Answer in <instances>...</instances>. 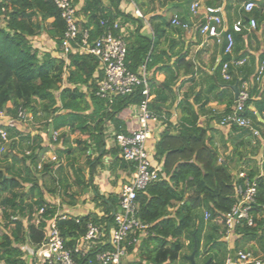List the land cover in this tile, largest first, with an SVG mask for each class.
<instances>
[{
  "label": "trees",
  "instance_id": "1",
  "mask_svg": "<svg viewBox=\"0 0 264 264\" xmlns=\"http://www.w3.org/2000/svg\"><path fill=\"white\" fill-rule=\"evenodd\" d=\"M121 1L107 0L105 4L104 0H82L78 11L83 17L81 28L88 31L89 39L92 40L104 31L100 24L102 19L109 24L118 19L122 26L127 21L138 23L134 31H127L125 62L133 71L141 64H145L149 70L161 61V54L156 48L164 35L165 26L171 25L170 19L159 15L150 17L149 21L153 25L151 37L139 31L143 23L141 17L135 18L120 9ZM133 1L138 7L140 1L144 0ZM239 13L241 15L237 18H254L257 28L259 23L264 22V3H259L249 13L243 10ZM1 18L5 20V26L0 27V112L17 120L20 128L0 123V128L7 131L10 139L7 150L12 152L5 150L0 157L3 161L0 163L3 168L0 167V211L3 219L0 224V262L27 264L23 258V245H35L43 237L41 227L44 222L36 225L33 212L43 207L44 218L47 219L56 213L57 205L53 198L58 190L61 191L59 185L63 188L58 194L63 196V202L67 204H74L76 193H72L71 183L62 178L66 163L56 165L54 162L42 161L41 167L37 168L46 147L41 145L43 139L40 135H20L24 122L19 118L18 111L23 110L26 116H31L32 123L42 120L50 141L53 132H58L54 143H59V146L56 144L55 153L59 159H67L72 182L81 192L84 188L92 187L91 200L94 206H101L110 214L115 208L117 196L102 195L91 184L93 173L103 166L102 159L105 157L112 161H124L132 170L134 168L130 162L118 157V147L105 149L103 125L108 120L116 132H125L118 114L129 105L140 104L143 96L136 91L111 99L101 98L97 96L96 88L103 72L97 69L98 60L95 56L80 53L76 49L68 53L66 62L58 56L66 24L52 0H0ZM157 20L160 21L154 24L153 21ZM230 29L231 26L228 27ZM244 31L249 30L233 32V38ZM41 33L55 42L54 54L50 51L40 52L32 47L31 39ZM80 37L81 32L78 40ZM72 46L76 47L74 43ZM241 55L234 56L233 51L232 55H222L214 76L215 82L217 79L231 88L234 83L240 84L248 79L249 72L244 63L240 66L229 65L230 81H224L221 77V63L241 59ZM260 61H264V54L260 56ZM243 72L245 76L238 78ZM148 81L149 95L155 93V98L149 100L148 109L165 124L155 141L151 159L161 164L164 176L148 183L137 194V215L149 225L148 234L137 248L134 245L128 247L130 254L138 250L140 256L125 264L173 263L185 245L193 250L194 243L195 256L200 255L204 248L207 253L204 262L210 258L209 264H223L227 246L222 239L221 220L235 202L234 184L237 179L225 163L219 162V152L211 141L209 129L198 125V115L190 108L191 105L179 103L185 115L172 124L169 113L166 111L163 116L161 110L169 93L172 94V101L175 97L170 82L165 80L151 89L155 82H152V78ZM249 93L251 98L246 102L244 115L252 120L254 126L260 127L263 124L259 116L264 114V93L258 90V83L254 79ZM221 95L227 106L225 112H228L234 102L232 89L221 91ZM165 108L168 110V106ZM217 117L219 121L220 115ZM230 128L237 132H249L237 126ZM69 134H77L74 139L76 147L69 145ZM23 138H26L25 145L20 144L19 147ZM66 144L67 148L64 147ZM77 148L85 156L84 163L89 168L88 179L81 177V168L74 167L77 161L74 152ZM18 150L22 157H18ZM246 174L257 181V195L252 209L254 225L237 226L235 233L247 240L256 239L258 250L254 249L253 254L261 252L264 261V174L255 176L251 171ZM204 211L210 212L207 221L204 220ZM96 218L94 212H89L78 223L74 219H67L58 220L56 224L63 236L70 237L84 233L86 223ZM237 249L234 247L230 255L234 256Z\"/></svg>",
  "mask_w": 264,
  "mask_h": 264
},
{
  "label": "built area",
  "instance_id": "2",
  "mask_svg": "<svg viewBox=\"0 0 264 264\" xmlns=\"http://www.w3.org/2000/svg\"><path fill=\"white\" fill-rule=\"evenodd\" d=\"M60 10L62 19L66 24L58 56L67 61V55L75 49L80 53L91 54L98 60L97 69L103 72V77L97 81L96 94L101 98L111 99L116 96L130 95L139 91L143 96L140 104L133 105L137 109V121L139 127L125 132H113V145L118 147V157L132 164L134 170L131 178L123 183L117 191V204L112 212L106 213L101 206L96 207V219H90L86 223L85 232L76 236L65 237L57 227L58 220L74 219L78 223L83 215L75 212L73 207L65 205L59 197H55L57 205L56 213L50 218H44V208L35 210L32 214L33 222L41 227L42 240L32 245H23L24 256L27 264H125L129 256L128 247L138 246L140 241L148 234V224L143 223L138 215L137 194L148 183L159 180L164 173L160 163L152 161V154L148 149L150 138V124L157 118L149 111V81L145 64L139 65L136 71L127 67L125 57L127 53L126 35L127 29L115 19L110 24L107 20H100L104 31L97 38L90 40L86 29L81 28L83 17L78 14L79 6L74 0H52ZM256 7L253 0L242 2L240 10L249 13ZM190 13L198 18L196 30L206 37H216L217 41H223V54L232 55L234 38L233 32L253 30L256 21L250 17L243 20L235 19L228 30L223 20L221 8L201 4L195 0L190 4ZM170 23L181 29H188L190 23L174 14ZM81 32L80 40L78 35ZM220 36V37H219ZM226 42V43H225ZM72 43L76 45L73 48ZM74 49V50H73ZM243 59H230L221 63V77L224 81L231 80L229 65H240ZM258 83V90L264 93V61H260L254 75ZM252 82L248 80L238 84V95L234 99L228 112L222 113L219 125L224 127L237 126L246 129L255 138L264 137V128L254 126L252 120L244 115L246 102L251 98L249 93ZM18 116L23 122L31 123V116H26L23 110L18 111ZM264 124V114L259 116ZM50 122V119H48ZM57 131L53 132L55 140ZM10 139L5 129L0 128V150L9 143ZM54 162L56 165L64 164L55 151L49 156H43L38 163L40 168L42 161ZM220 161V159H219ZM235 202L222 216L223 237L225 241L235 234L237 226L254 225L253 205L257 195V181L249 178L244 170L235 175ZM60 199V200H59ZM210 219V212L204 211V220ZM26 223V222H25ZM225 264H263V261L254 256L251 251L237 250L235 255H227Z\"/></svg>",
  "mask_w": 264,
  "mask_h": 264
},
{
  "label": "crops",
  "instance_id": "3",
  "mask_svg": "<svg viewBox=\"0 0 264 264\" xmlns=\"http://www.w3.org/2000/svg\"><path fill=\"white\" fill-rule=\"evenodd\" d=\"M193 1L195 0H144L140 1V5L137 7L133 0H122L119 7L122 11L131 14L135 18L141 17L143 23L139 31L151 37L153 35V25H151L149 18L154 15L166 17L169 20L174 14H177L182 19L189 21L190 27L188 29H181L172 24L165 26L164 35L160 38L156 48V51L161 54V61H158L149 70L147 69L148 79L152 78V82H155L151 89H154L155 85L168 80L175 95L172 101V94L169 93L168 100L165 101V105L161 108L162 114L164 116L167 111L169 113V121L172 124H176L185 115L184 111L181 112L179 103H189L191 105L190 108L198 115V125L209 129L208 133L211 141L219 152V162L225 163L232 175H236L240 170L254 172L255 176L262 175L264 174V137L255 138L250 132H237L229 127L219 125L217 116L224 113L227 107L222 99L223 97H221V91L228 92L232 89L225 83H220L217 79L215 82L214 78L223 55V41H217L216 37L201 35L196 30L199 19L193 17L189 10ZM198 1L201 4L220 7L223 20L230 27L232 22L241 15L239 13L240 7L245 0ZM254 1L256 6L261 2L264 3V0ZM104 2L107 4V0H104ZM81 3L82 0H79L77 5L80 7ZM159 21L153 22L155 24ZM137 25L138 23L136 22L127 21L125 28L127 31H134ZM33 39L35 40V49L40 52L50 51L52 54L55 53V42L45 33L38 34ZM240 54H242L240 58L244 60V66L249 72L247 80L251 83L260 62V56L264 54V22L259 23L254 31L249 30L242 32L241 35H234L233 55L237 56ZM179 57H181L180 61L178 60ZM242 76H245L244 72L238 78ZM232 95L234 100L233 89ZM154 98L155 93H152L149 99L153 100ZM169 104H171L170 107ZM166 106H168V110H166ZM118 118L123 123L125 131H131L139 127L137 109L133 105L121 110ZM0 123L16 127L19 125L17 120L3 112H0ZM39 123L40 125L33 122L31 126L38 129V133L35 134L40 135L43 139L41 145L46 147L43 156H49L55 151L56 144L58 145L59 143H54L55 140L53 139L51 142L43 124L44 122L41 120ZM149 124L151 132L147 145L149 152L153 154L155 141L164 129L165 124L159 119L155 122H149ZM259 128H264V124ZM63 129H67V127ZM61 130L62 128L59 133ZM113 132H116L114 125L106 120L103 125V134L105 149L107 150L114 146L112 142ZM68 137L69 145L74 147L75 142H73V139L77 137V134H69ZM8 147L9 143H6L4 149L0 150V155ZM15 147L19 149L18 146ZM64 147L67 148L68 145L66 144ZM18 155L20 156V154ZM74 157L78 161V158ZM45 161L47 162V159ZM66 161H64V164ZM80 162H82V159ZM154 162L157 163L156 161ZM102 163L103 166L98 167L93 173L91 184L97 187L102 195L108 197L110 194H116L121 185L131 178L133 170L124 161H112L108 157L102 159ZM78 167L82 169L81 177L88 179L89 168L85 167L84 162L83 165L81 164ZM81 193L82 196L78 198V202L75 201L73 204L75 212L85 215L95 211L97 208L91 200L93 195L92 187L84 188ZM224 242L227 247L223 264H225L227 255L231 254L230 252L234 247H238L237 250L251 251L252 253H254V249L258 250L256 239L247 240L237 233L232 234ZM253 255L263 261L261 252ZM0 264L3 263L0 262Z\"/></svg>",
  "mask_w": 264,
  "mask_h": 264
},
{
  "label": "rangeland",
  "instance_id": "4",
  "mask_svg": "<svg viewBox=\"0 0 264 264\" xmlns=\"http://www.w3.org/2000/svg\"><path fill=\"white\" fill-rule=\"evenodd\" d=\"M3 26H5V20L3 19V18H1V20H0V27H3ZM31 44H32V47L33 48H35V40L32 38L31 39ZM249 82V81H248ZM250 83V82H249ZM34 123H37V124H39L40 125V123H39V121H36V122H34ZM30 124V125H29ZM33 123L31 122V123H28V122H24V125H22V128H23V132L22 133H20V135L22 136V137H26V135L29 133V135L32 137L33 135H37V134H35V133H38V129H36V128H33L31 125H32ZM26 138H23L22 140H20V142L21 143H19V147L21 146L20 144H22L23 146L25 145V142H26V140H25ZM73 142H75V140L73 139ZM77 145H76V143H75V146L74 147H76ZM10 150V149H9ZM9 150H7L8 152H9ZM19 151V150H18ZM10 152H11V150H10ZM12 153V152H11ZM19 154H20V151L18 152ZM1 156H3L2 154L0 155V157ZM74 156H76L77 158H78V161L74 164V167L75 168H78V166L79 165H83V162H85L84 161V159H85V157H84V154H81L79 151H78V148L75 150V152H74ZM18 157H22V154H20V156H18ZM82 159V162H80V160ZM67 159H64V161H66ZM1 161V160H0ZM1 162H3V161H1ZM85 164V163H84ZM1 167V166H0ZM85 167H87L86 165H85ZM2 168V167H1ZM3 169V168H2ZM62 175V178H64V180L65 181H67V183H71V191H72V193L74 192V193H76L75 194V201L76 202H78V198L80 197V196H82V193H81V191L79 190V188L72 182V179H71V177L69 176V167H68V164H67V161H66V165H65V167H64V170H63V173L61 174ZM57 183H58V185L60 184V182H58V176H57ZM62 188H63V186H61V185H59L58 186V189H60L61 191L60 192H62ZM57 195V194H56ZM55 195V196H56ZM55 196H54V198L53 199H55ZM57 197V196H56ZM59 197H60V199L63 201L64 199H63V196L60 194L59 195ZM50 198V197H49ZM59 199V200H60ZM65 201V200H64ZM65 205H67V206H71V207H73V205H71V204H67V203H65ZM115 207H117L118 208V204H117V201H116V204H115ZM2 222H3V219H2V216H1V211H0V224H2ZM183 241L185 242V243H187V240L186 239H183ZM137 248V247H136ZM192 250H190V248L187 246V245H185L184 247H183V249L181 250V252L179 253V255H178V257H177V259H176V261H174L173 263H169V264H189V260L187 259V256L190 254V252H191ZM139 253H138V250H135V252L134 253H132V254H129V256L127 257V260H126V262L127 261H131V260H137L138 258H139ZM207 256V253L205 252V249L204 248H202L201 249V251H200V255H197V256H195V262L197 263V264H203L204 263V259H205V257ZM262 257V256H261Z\"/></svg>",
  "mask_w": 264,
  "mask_h": 264
},
{
  "label": "water",
  "instance_id": "5",
  "mask_svg": "<svg viewBox=\"0 0 264 264\" xmlns=\"http://www.w3.org/2000/svg\"><path fill=\"white\" fill-rule=\"evenodd\" d=\"M231 88L233 89V91H234V99H236L237 98V95H238V83L236 82V83H234L233 85H231ZM195 251H196V243H194V247H193V250L190 252V254L187 256V259L189 260V264H197L196 262H195V258H194V256H195ZM210 258L207 260V261H205L203 264H209V262H210Z\"/></svg>",
  "mask_w": 264,
  "mask_h": 264
}]
</instances>
